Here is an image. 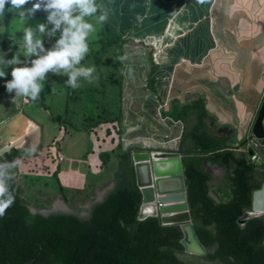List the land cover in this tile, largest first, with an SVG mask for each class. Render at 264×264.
Segmentation results:
<instances>
[{
	"label": "trees",
	"instance_id": "trees-1",
	"mask_svg": "<svg viewBox=\"0 0 264 264\" xmlns=\"http://www.w3.org/2000/svg\"><path fill=\"white\" fill-rule=\"evenodd\" d=\"M7 15L5 12L2 20L5 27V34L0 32L2 44L1 35L8 36ZM125 33L101 34L96 40L99 47L89 52L90 59L97 65L104 60L106 65L121 69L119 57L124 55V43L130 40L123 37ZM152 51V48L147 51L145 76V87L151 96L142 98L143 115L151 122L156 101L163 104L155 87L154 72L158 64ZM113 81L118 83L117 78ZM88 90L87 93L93 91ZM82 99L100 108L97 115L85 116L83 123L120 121L121 101L119 113L107 118L108 103L91 96L83 98L78 91L67 88L64 101L68 105ZM37 104L44 107L41 99ZM134 104L132 109L138 108L141 98L136 100V106ZM177 105L172 101L169 109L161 107L159 114L167 119L166 123L180 121L183 124L174 151L181 155L189 212L195 232L207 250L205 257L220 264H264V217L239 222L242 214L251 209L252 192L261 185L256 164L245 153L235 156L227 138L209 130L210 114L203 98ZM127 116L135 120L134 112ZM94 118L99 120H92ZM153 123L156 125L155 120ZM163 124L158 123L161 132ZM132 143L128 141L121 147L113 186L100 201L91 205L86 216L61 211L31 212L15 178L12 185L15 203L0 217V264H189L177 256L183 252L178 225L164 226L156 216H139L141 192L135 183L131 159V150L138 147H131ZM160 148L172 151L169 146ZM0 160L6 161L1 156ZM207 163L223 168L221 186L227 190V199L210 195L213 176L206 170Z\"/></svg>",
	"mask_w": 264,
	"mask_h": 264
},
{
	"label": "crops",
	"instance_id": "crops-1",
	"mask_svg": "<svg viewBox=\"0 0 264 264\" xmlns=\"http://www.w3.org/2000/svg\"><path fill=\"white\" fill-rule=\"evenodd\" d=\"M97 2L110 10V18L108 23L99 24L100 29L96 32L98 36L90 39V50L99 47V43H92L101 34L111 36L126 32L123 37L130 39L123 48V56H127L124 66L130 70H124L126 82L124 79L121 88L119 122L125 119L128 123L127 114L135 113V120L129 121L131 125H141V129H136L132 134L135 141H141L140 137L145 136L144 130H153L154 120L156 123L164 121L160 127L170 140L156 142L167 144L175 152L183 128L180 121L166 123L167 119L160 117L159 109L162 106L157 101L152 122L143 115L142 98L150 95L145 87L149 48L153 49L152 56L158 64L154 72L155 87L162 105L166 106L164 110L169 109L172 101L178 100L180 104H185L201 97L206 109L216 117L218 123L235 129L237 139L246 138L251 133L248 127L253 120V113L261 104V98H264V0H205L202 4L197 3V0ZM45 46L51 48L53 45ZM239 49L242 55H239ZM89 60L88 54L82 63ZM67 88L65 86L61 100L65 99ZM41 96V104H44L41 107L49 110L51 120L55 121L54 118L58 117L55 122L61 121L59 124L72 123L73 117L68 114L69 105L66 101L62 117L51 112V102L46 101L43 91ZM138 98H141L140 106L132 109V104H136ZM10 112L12 115L5 117L0 127L17 115L21 116L15 119L13 125L2 127L0 147H3L4 134L10 138L7 145H19L11 141L10 136L18 126L22 142L27 134H35V140L28 135L32 144H41L42 125L35 117L25 113L20 105L14 106ZM25 120L26 127L22 125Z\"/></svg>",
	"mask_w": 264,
	"mask_h": 264
},
{
	"label": "rangeland",
	"instance_id": "rangeland-1",
	"mask_svg": "<svg viewBox=\"0 0 264 264\" xmlns=\"http://www.w3.org/2000/svg\"><path fill=\"white\" fill-rule=\"evenodd\" d=\"M7 7H10V5H7ZM26 7H31V3L26 5ZM7 13L9 21L8 36L1 35V40H3L4 44L0 42V53L5 54V59H11L12 55L23 45L24 27L46 22L47 13L39 10L33 18L26 22L19 20L13 12L7 11ZM2 20L3 18H0V32L5 34ZM92 22L96 25V32L98 33V29H100L99 23L95 19ZM96 32L90 39L98 36ZM58 38L59 32L56 37L51 39L47 36L42 37L44 44L52 45ZM92 44H97V41ZM45 48L47 47L45 46ZM94 48H96V45ZM238 53L242 55L240 49ZM21 59H24L22 55ZM124 61H121V69L106 65L104 60L99 65L92 59L85 63L81 62L83 66H95V75L98 80L92 84L82 81V87L75 90L83 98L91 96V98H98L99 101L102 99L106 104L108 103L106 106L107 118L108 116L117 115L120 111V88H122L126 77L124 70L127 72L130 70L128 66H124ZM115 78H117L118 83L113 81ZM10 79H12L11 66L6 69L5 77H0V125L5 117L12 115L10 112L12 108L20 105L25 113L35 117L42 125L43 130L42 143L35 146V151H26L30 149V146H33L29 136L31 135L33 140H35V134H27L22 143L12 146L9 151L12 160L19 158L22 161L19 168L14 169V172L16 173V181L22 190L21 197L28 203L31 212L38 211L47 214L61 211L86 216L91 205L98 202L103 194L113 186L114 173L118 167V154L121 152V147L123 148L128 141L133 142L131 147H138V149L131 150V155L134 152H173V150L160 148L168 147L167 144H158L156 142L157 140L161 143L162 140L168 139L167 135H165L166 133L164 131L161 133L159 130L158 122L152 131L143 129L145 136L140 137L141 141L137 142L133 139L134 136L130 134L134 133L136 129H141V125L134 123L131 125L129 118L128 123L125 119L121 123L116 121L83 123L85 116L90 114H92L91 116L97 115L100 113V108L97 109L92 101L82 99L69 104L68 114L72 115L73 121L70 124L62 125L51 120L49 110H44L37 103L24 102V99H17L13 103L12 97L15 93H8L5 87L6 81ZM67 79L66 75H55L49 72L42 90L46 101L51 102V112L53 114H61L62 117L65 102L61 98L64 95V85ZM119 81L121 82L119 83ZM89 88L93 91L87 93L86 91H89ZM261 100L263 101V97ZM179 102L176 100L177 106L180 105ZM161 106L166 108L164 105ZM259 107H256L253 113V120L249 125L250 128L248 127L250 132ZM73 110H75V113H73ZM209 114L210 117L207 122L212 133L224 136L230 146L247 155L249 150L254 148L258 158L256 159L258 160L257 163H255L256 167L259 168V166L264 165V140L254 139L251 142L246 140L245 137L237 139L233 127L218 123L216 117L210 112ZM20 116L17 115L5 122L0 129L6 124L13 125L15 119H19ZM92 120L98 121L99 119L94 118ZM64 126H66V130ZM150 146H153V148L150 149ZM206 170L213 176L209 188L210 195L215 199H227V190L221 186L223 168L207 163ZM60 203L65 207L60 206ZM139 216L145 217L146 215L139 213ZM244 221L246 220H242V217H240V224H243ZM205 255L206 253L194 255L184 251L177 253L181 260L189 264H220L217 260L207 259Z\"/></svg>",
	"mask_w": 264,
	"mask_h": 264
},
{
	"label": "clouds",
	"instance_id": "clouds-1",
	"mask_svg": "<svg viewBox=\"0 0 264 264\" xmlns=\"http://www.w3.org/2000/svg\"><path fill=\"white\" fill-rule=\"evenodd\" d=\"M204 2L197 0V3ZM29 3L31 7H26ZM39 10L47 13L46 22L24 27L23 45L11 59H5V54L0 53V77H5L6 69L11 66L12 79L6 81L5 87L8 93H15L13 103L17 99L38 102L49 72L66 75L65 86L73 90L81 88L82 81L92 84L98 80L95 66H83L81 62L89 54L90 37L96 32L92 20L101 25L108 23L110 10L97 0H0V18L10 11L26 22ZM58 32L54 45L45 48L42 37L51 39ZM119 59L124 61L127 56ZM26 151H35V146ZM21 163L19 158L12 162L0 160V217L15 203L13 169H18Z\"/></svg>",
	"mask_w": 264,
	"mask_h": 264
},
{
	"label": "water",
	"instance_id": "water-1",
	"mask_svg": "<svg viewBox=\"0 0 264 264\" xmlns=\"http://www.w3.org/2000/svg\"><path fill=\"white\" fill-rule=\"evenodd\" d=\"M250 138L264 139V98L251 127ZM11 147V145L0 147V156L8 162L13 161L9 156V151ZM163 152L165 154L170 155L171 160L176 161L177 166L175 169L160 172L154 170L153 167H151V164L152 166H154V164L153 162L150 163L149 160V156H151V151L134 152L131 155L135 174V183L141 192V205L143 204V202L153 201L155 198H158L159 203L157 214H155V216L158 218L160 224L164 226L178 225L182 235L179 242L183 246V251L189 254L198 253V255H203L206 253L207 250L200 242L193 227V222L189 212V205L187 202L186 186L181 156L177 152ZM249 154H252L251 150H249ZM151 168L153 169L154 174L159 177L158 181L166 179H176L178 184L172 188L162 190L157 180H155V183L153 184L150 171ZM14 171L15 170L13 169V172ZM263 185L264 182L258 189H255L253 191L251 209L253 208L254 203V193L260 190ZM141 205L139 208V213ZM245 212L241 216L242 220L248 219L245 218ZM258 216L264 217V213H260L251 217Z\"/></svg>",
	"mask_w": 264,
	"mask_h": 264
},
{
	"label": "bare ground",
	"instance_id": "bare-ground-1",
	"mask_svg": "<svg viewBox=\"0 0 264 264\" xmlns=\"http://www.w3.org/2000/svg\"><path fill=\"white\" fill-rule=\"evenodd\" d=\"M26 122H27L26 120L23 121L22 125L25 126ZM18 127L16 129H13L10 135L11 141H13L15 144H20L22 142V135L18 133L19 132L18 129H20ZM3 136H4V142L2 146H10V145L13 146V144L7 145V142L10 141V138H7L6 134H4ZM150 155L152 156V158L151 156H149V160H150V163L153 162L154 166H152L151 164V167H153L154 170H157L159 172L168 171V170L175 169L177 166L176 161L171 160L170 155L165 154L163 151H151ZM153 169L151 168L150 171H151V177H152L153 184H154L155 180L158 181L159 177L154 174ZM158 183L162 190H165L167 188H172L178 184L176 179L160 180L158 181ZM158 203H159L158 198H155L153 201L143 202V204L141 205L140 214L146 215V216L148 215L155 216V214H157ZM170 204H174V203H170ZM60 206L65 207L61 203H60ZM260 213H264V185L260 190L254 193L253 208L245 212V216H246L245 218H249L251 216H254ZM191 254L198 255V253H191Z\"/></svg>",
	"mask_w": 264,
	"mask_h": 264
},
{
	"label": "flooded vegetation",
	"instance_id": "flooded-vegetation-1",
	"mask_svg": "<svg viewBox=\"0 0 264 264\" xmlns=\"http://www.w3.org/2000/svg\"><path fill=\"white\" fill-rule=\"evenodd\" d=\"M251 134V133H250ZM250 134L245 138L246 140H248V141H251V142H253V140L255 139V138H250ZM261 140H264V139H261ZM261 145V144H260ZM251 151H252V154H249L248 153V155H247V157H248V159L251 161V162H254V164L255 163H257V161L258 160H256V159H258L257 158V154H256V151H255V149L254 148H252L251 149ZM253 155H255V158L253 159L252 158V156ZM256 160V161H255ZM213 165V164H212ZM257 170V172H259L260 173V179H261V184L264 182V165L262 166H259V168H257L256 169ZM261 186V185H260ZM252 194H253V192H252ZM251 210V209H250ZM247 211V210H246Z\"/></svg>",
	"mask_w": 264,
	"mask_h": 264
},
{
	"label": "built area",
	"instance_id": "built-area-1",
	"mask_svg": "<svg viewBox=\"0 0 264 264\" xmlns=\"http://www.w3.org/2000/svg\"><path fill=\"white\" fill-rule=\"evenodd\" d=\"M245 151H247V150H245ZM241 153H242L241 151H238V150H235V149H234V155H235V156L238 157V156L241 155ZM252 158L254 159V158H255V155H253Z\"/></svg>",
	"mask_w": 264,
	"mask_h": 264
}]
</instances>
